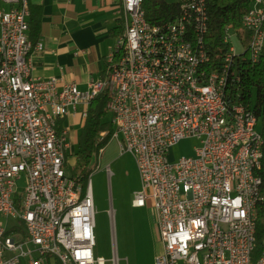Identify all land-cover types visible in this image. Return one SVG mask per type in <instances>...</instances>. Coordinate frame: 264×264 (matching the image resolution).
<instances>
[{
  "label": "built area",
  "instance_id": "built-area-1",
  "mask_svg": "<svg viewBox=\"0 0 264 264\" xmlns=\"http://www.w3.org/2000/svg\"><path fill=\"white\" fill-rule=\"evenodd\" d=\"M25 1L0 0V54L6 55L0 67V214L6 220H0V264H68L67 255L78 264L106 263L95 255L90 181L84 187L67 171L68 132L57 130L72 112L86 118L104 91L111 139L134 156L141 178L132 204L154 205L163 244L156 264H264V238L253 258L264 135L240 89L244 61L258 62L264 51V0L243 16L248 47L228 28L220 63L206 45L205 0H184L181 16L163 24L147 21L143 0H117L124 30L108 56L107 76L90 78L85 90L59 77L31 76V52L44 44L30 39ZM186 61L194 62V73L186 72ZM223 98L231 107H223ZM187 138L200 140L195 155L170 162V148Z\"/></svg>",
  "mask_w": 264,
  "mask_h": 264
},
{
  "label": "rangeland",
  "instance_id": "rangeland-1",
  "mask_svg": "<svg viewBox=\"0 0 264 264\" xmlns=\"http://www.w3.org/2000/svg\"><path fill=\"white\" fill-rule=\"evenodd\" d=\"M79 134V126L70 131L68 172L74 169ZM102 135L98 141L102 140ZM199 145L197 138L183 139L170 148L168 159L177 162L184 156H194ZM92 161L96 164L89 178L96 208V257H103L105 264H114L116 250L118 264H156L163 244L158 237L154 205L149 202L146 207H134L132 204L135 192L142 187L134 156L130 152L121 153L119 140L113 138L107 142L102 154L99 152ZM25 186L26 182L20 180L18 191L23 192ZM0 220L6 224L1 214Z\"/></svg>",
  "mask_w": 264,
  "mask_h": 264
},
{
  "label": "trees",
  "instance_id": "trees-1",
  "mask_svg": "<svg viewBox=\"0 0 264 264\" xmlns=\"http://www.w3.org/2000/svg\"><path fill=\"white\" fill-rule=\"evenodd\" d=\"M167 2L166 0H143L142 7L145 10L146 19L152 24L172 22L182 14V3ZM255 0H205L208 16L209 30L206 35V45L212 55L218 54L216 62H221L228 45L224 39L228 28L237 31L242 45L247 48L251 39V33L243 28V16L253 6ZM31 15L29 18V36L32 43H37L36 32L38 23L34 20L35 6L29 0ZM124 30L123 18L119 19L118 25L112 34L117 37ZM247 53V52H246ZM108 63L103 72L106 77ZM241 100L250 108L258 118V126L264 135V51L258 62L244 61L241 69ZM107 93H99L91 102L86 118H83L78 137V148L75 153L76 161L71 174L84 187L88 185L91 173L96 169L92 160L98 157L99 152L111 139L114 132V124L107 108ZM64 118L59 119L57 130L62 133ZM101 141L99 137L102 135ZM264 152V148H263ZM69 154H66V162ZM66 167V165H65ZM262 177L261 195L257 206L256 219V245L253 258L257 259L262 252V240L264 238V157L259 171Z\"/></svg>",
  "mask_w": 264,
  "mask_h": 264
},
{
  "label": "crops",
  "instance_id": "crops-1",
  "mask_svg": "<svg viewBox=\"0 0 264 264\" xmlns=\"http://www.w3.org/2000/svg\"><path fill=\"white\" fill-rule=\"evenodd\" d=\"M38 23L37 42L43 51L31 52L35 78L59 77L87 89L90 78L103 77L116 37L112 34L121 16L117 0H31ZM83 107L79 106V110ZM78 111L64 118L62 131L81 128ZM70 144V143H69ZM71 148V144L69 149ZM68 149V150H69ZM67 150V153H68Z\"/></svg>",
  "mask_w": 264,
  "mask_h": 264
},
{
  "label": "bare ground",
  "instance_id": "bare-ground-1",
  "mask_svg": "<svg viewBox=\"0 0 264 264\" xmlns=\"http://www.w3.org/2000/svg\"><path fill=\"white\" fill-rule=\"evenodd\" d=\"M26 11H30L29 9V1H25ZM6 64V55L0 54V67H4ZM186 72L194 73V62L186 61ZM223 96H230V89H223ZM223 107H231V99L223 98ZM261 188H259L257 193V200H260ZM68 264H78V258L75 255H67Z\"/></svg>",
  "mask_w": 264,
  "mask_h": 264
}]
</instances>
